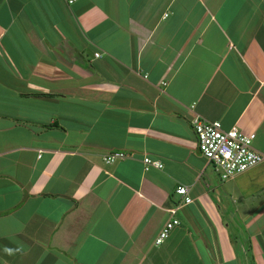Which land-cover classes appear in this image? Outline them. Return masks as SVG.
Segmentation results:
<instances>
[{"label": "crops", "instance_id": "obj_1", "mask_svg": "<svg viewBox=\"0 0 264 264\" xmlns=\"http://www.w3.org/2000/svg\"><path fill=\"white\" fill-rule=\"evenodd\" d=\"M194 115L264 152V0H0V264H264V160Z\"/></svg>", "mask_w": 264, "mask_h": 264}, {"label": "built area", "instance_id": "obj_2", "mask_svg": "<svg viewBox=\"0 0 264 264\" xmlns=\"http://www.w3.org/2000/svg\"><path fill=\"white\" fill-rule=\"evenodd\" d=\"M94 55H97V52H94ZM189 121L195 135L197 150L211 164L220 179L230 177L264 160V152L254 149L251 145L253 132H242L235 125L224 128L219 120L198 115L192 116ZM115 155H121V153L112 152L104 158L111 160ZM149 164L160 165L157 160L143 156V167L146 168ZM173 190L180 196V203L190 201L185 184H176ZM178 206L179 202L166 208L169 217L158 230L154 239L156 243L161 242L169 229L178 224L179 220L175 215Z\"/></svg>", "mask_w": 264, "mask_h": 264}, {"label": "rangeland", "instance_id": "obj_3", "mask_svg": "<svg viewBox=\"0 0 264 264\" xmlns=\"http://www.w3.org/2000/svg\"><path fill=\"white\" fill-rule=\"evenodd\" d=\"M228 178V177H227ZM225 179V178H224Z\"/></svg>", "mask_w": 264, "mask_h": 264}, {"label": "clouds", "instance_id": "obj_4", "mask_svg": "<svg viewBox=\"0 0 264 264\" xmlns=\"http://www.w3.org/2000/svg\"><path fill=\"white\" fill-rule=\"evenodd\" d=\"M10 251V250H9Z\"/></svg>", "mask_w": 264, "mask_h": 264}]
</instances>
